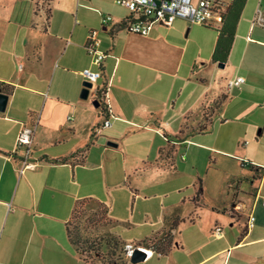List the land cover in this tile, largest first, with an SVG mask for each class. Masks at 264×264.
<instances>
[{
    "label": "crops",
    "instance_id": "obj_1",
    "mask_svg": "<svg viewBox=\"0 0 264 264\" xmlns=\"http://www.w3.org/2000/svg\"><path fill=\"white\" fill-rule=\"evenodd\" d=\"M262 7L143 36L123 29L115 0H0V264H85L67 235L79 207L104 210L95 234L152 252L136 264H264V28L251 25ZM222 29L232 40L213 61ZM85 68L101 71L106 129ZM22 126L33 166L20 172Z\"/></svg>",
    "mask_w": 264,
    "mask_h": 264
},
{
    "label": "built area",
    "instance_id": "obj_2",
    "mask_svg": "<svg viewBox=\"0 0 264 264\" xmlns=\"http://www.w3.org/2000/svg\"><path fill=\"white\" fill-rule=\"evenodd\" d=\"M115 3L124 7L129 16L126 18L123 29L127 32L137 35H148L155 26H170L175 20L181 19L189 24L200 26H212L215 20L220 21L224 13L227 3L223 0H115ZM111 16L102 17V25L111 22ZM252 26L264 28V7L258 9L252 20ZM86 53L91 58L92 65L99 67L105 54L100 49V41L98 39L97 30H90L86 36L84 45ZM83 82L91 83L97 91L99 86L96 84L102 78L101 71L85 68L80 72ZM244 82L242 77L234 78L227 82V89L238 87ZM99 103L104 109V119L101 128L106 129L111 125V110L107 102V90L104 86L101 91H98ZM34 134V128L22 126L15 138V150H22L21 170L31 168V146ZM264 206V200L262 202ZM255 218L250 215L248 218L247 228L251 229L254 226ZM221 228L217 227L213 230L214 236L221 234ZM126 257L129 259L133 246L126 245Z\"/></svg>",
    "mask_w": 264,
    "mask_h": 264
},
{
    "label": "rangeland",
    "instance_id": "obj_3",
    "mask_svg": "<svg viewBox=\"0 0 264 264\" xmlns=\"http://www.w3.org/2000/svg\"><path fill=\"white\" fill-rule=\"evenodd\" d=\"M211 111L212 107L204 109V119L206 121H208ZM200 128L197 129L200 130ZM104 218V210L99 207H88L86 209L79 207L75 211L71 221H69V228L73 235L77 231L80 234L79 254L85 264H125L129 260H126L124 256V245L114 237H106L93 232V228L97 224L101 225Z\"/></svg>",
    "mask_w": 264,
    "mask_h": 264
},
{
    "label": "trees",
    "instance_id": "obj_4",
    "mask_svg": "<svg viewBox=\"0 0 264 264\" xmlns=\"http://www.w3.org/2000/svg\"><path fill=\"white\" fill-rule=\"evenodd\" d=\"M244 1L245 0H233L231 5L229 7H226V9H225L224 13L222 14V16L227 11H229L235 16V18H237L239 13H240V11H241V9H242V7H243ZM222 16H221V20H222ZM232 36H233V29H231L229 31H226V30L222 29L220 31L219 36H218V40H217V43H216V47H215V50H214V53H213V56H212L213 61H218L219 60V54H222V56H221L222 58L226 57L229 45H230L231 40H232ZM223 48L225 49L224 51H222ZM67 235H68V238H69L71 244L76 246L77 249H78V247H79L78 245H79V242H80L79 240L81 239L79 232L77 231L73 235L72 232L70 231V228H67ZM160 243H162V241ZM125 246L126 245H124V252H125L124 256L126 257ZM163 248L164 247L161 248L162 251L165 250ZM126 260H129V259L126 257ZM84 263H85V261H84Z\"/></svg>",
    "mask_w": 264,
    "mask_h": 264
},
{
    "label": "water",
    "instance_id": "obj_5",
    "mask_svg": "<svg viewBox=\"0 0 264 264\" xmlns=\"http://www.w3.org/2000/svg\"><path fill=\"white\" fill-rule=\"evenodd\" d=\"M220 67H223V64H220ZM83 85L86 86V87L93 86L91 83H88V82H83ZM7 98L8 97L6 95L0 93V112L4 111L5 105H6V102H7ZM93 106H95V107L98 106L97 101L93 102ZM107 145L108 146H113L112 143H108ZM146 257H147V255L145 254V252H143L142 249L134 248V250L132 251V254H131L130 258H129V262L131 264H136V263L144 261L146 259Z\"/></svg>",
    "mask_w": 264,
    "mask_h": 264
},
{
    "label": "bare ground",
    "instance_id": "obj_6",
    "mask_svg": "<svg viewBox=\"0 0 264 264\" xmlns=\"http://www.w3.org/2000/svg\"><path fill=\"white\" fill-rule=\"evenodd\" d=\"M142 250H143V252H145L146 255H148V256L152 255V252L150 250H148V249H142Z\"/></svg>",
    "mask_w": 264,
    "mask_h": 264
}]
</instances>
